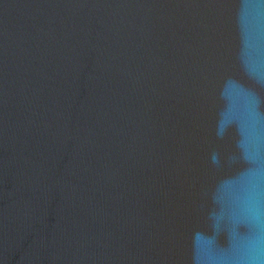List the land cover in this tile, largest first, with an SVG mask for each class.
I'll return each instance as SVG.
<instances>
[{"label":"water","instance_id":"1","mask_svg":"<svg viewBox=\"0 0 264 264\" xmlns=\"http://www.w3.org/2000/svg\"><path fill=\"white\" fill-rule=\"evenodd\" d=\"M0 264H264V0H0Z\"/></svg>","mask_w":264,"mask_h":264}]
</instances>
